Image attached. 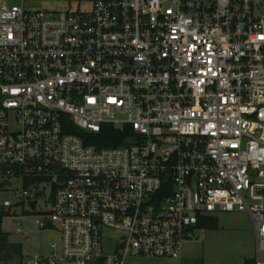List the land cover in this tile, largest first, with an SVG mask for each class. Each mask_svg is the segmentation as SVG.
<instances>
[{
	"label": "built area",
	"instance_id": "built-area-1",
	"mask_svg": "<svg viewBox=\"0 0 264 264\" xmlns=\"http://www.w3.org/2000/svg\"><path fill=\"white\" fill-rule=\"evenodd\" d=\"M88 1H0V208L60 233L21 264L181 259L235 211L261 264L264 0Z\"/></svg>",
	"mask_w": 264,
	"mask_h": 264
},
{
	"label": "rangeland",
	"instance_id": "rangeland-1",
	"mask_svg": "<svg viewBox=\"0 0 264 264\" xmlns=\"http://www.w3.org/2000/svg\"><path fill=\"white\" fill-rule=\"evenodd\" d=\"M3 1V0H0ZM9 4L22 5L31 11H87L91 8L88 0H5ZM10 193L0 194V205L5 198L12 199ZM42 200L37 211L46 209ZM37 213L18 212L4 218L2 228L11 242L23 246V260L32 259L35 254L46 252L54 242H60L57 230L40 229L35 220ZM218 228L200 229L196 239L185 242L182 259L163 257H129L125 264H244L248 258L257 262L256 238L252 221L246 212H218ZM20 223V224H19ZM113 246L106 244L105 249ZM264 264V251L260 252ZM20 264V261H18Z\"/></svg>",
	"mask_w": 264,
	"mask_h": 264
},
{
	"label": "trees",
	"instance_id": "trees-1",
	"mask_svg": "<svg viewBox=\"0 0 264 264\" xmlns=\"http://www.w3.org/2000/svg\"><path fill=\"white\" fill-rule=\"evenodd\" d=\"M11 212L0 208V264H20L23 262V246L21 243L11 242L9 235L3 231L2 224L4 218ZM219 219L217 216H208L200 222L201 229L218 228ZM244 264H257L255 258H248Z\"/></svg>",
	"mask_w": 264,
	"mask_h": 264
},
{
	"label": "crops",
	"instance_id": "crops-1",
	"mask_svg": "<svg viewBox=\"0 0 264 264\" xmlns=\"http://www.w3.org/2000/svg\"><path fill=\"white\" fill-rule=\"evenodd\" d=\"M214 216H216V215H214ZM253 230H254V228H253ZM255 234V233H254ZM255 238H256V236H255ZM196 239V238H195ZM190 240H193V239H190ZM190 240H188V243H190L191 241ZM184 251H185V245H184ZM184 251H183V255H182V258H183V256H184ZM181 258V259H182Z\"/></svg>",
	"mask_w": 264,
	"mask_h": 264
}]
</instances>
